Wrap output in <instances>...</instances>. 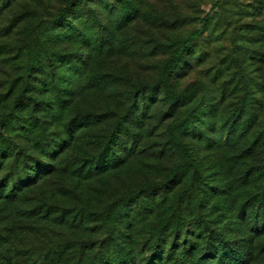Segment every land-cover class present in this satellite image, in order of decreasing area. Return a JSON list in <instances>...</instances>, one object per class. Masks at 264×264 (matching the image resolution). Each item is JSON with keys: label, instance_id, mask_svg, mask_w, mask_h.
<instances>
[{"label": "rangeland", "instance_id": "obj_1", "mask_svg": "<svg viewBox=\"0 0 264 264\" xmlns=\"http://www.w3.org/2000/svg\"><path fill=\"white\" fill-rule=\"evenodd\" d=\"M70 1L14 0L5 7L0 20V113H7L11 106V99L4 97L16 73V56L35 63L30 89L42 101L36 113L32 114L27 107L21 114L23 120L10 137L13 154L24 155L31 167L40 161L49 165L48 169H55L51 174L43 170L31 173L33 186L15 205L0 203L1 214L14 209L30 211L45 197L60 207L71 208L64 217L70 228L53 224L59 232L55 240L60 248L73 244L79 251L80 247L84 257H92L95 264H107L113 251L123 255L126 250L131 262L140 264L143 255L150 253V225L171 214L177 204L186 218L178 245L187 241L199 243L197 235L209 231L204 222L231 235L234 243H242L250 227L243 222L235 225L236 215L238 206L253 188L223 186L220 168L198 144L191 124H206L212 118L209 127L215 124L213 131L217 136L221 134L220 119L224 114L213 113L220 94L209 83L217 86L211 77L218 67V58L225 54L222 49L229 46V36H223L217 26L222 27L234 5L248 0H222L210 12L197 46L178 68L180 89L175 93L180 99L174 96V116L185 117L179 135L192 143L195 155L200 153L195 168L202 173V182L193 191H185L194 172L191 168L186 177L177 176L169 183L164 194L138 196L134 192L141 184L164 180L180 160V154L168 144L165 135L171 102L163 90L152 93V86L159 79L171 42L199 27L216 0H75L65 20L58 23L55 14ZM245 21L257 27L264 22V15ZM21 42H27V47H22ZM213 49L219 53L217 59L204 64L193 61L190 64L194 65V72L181 78L186 73L185 66L196 60L198 53H211ZM46 55L54 65L53 80ZM56 91L62 97L60 102ZM136 108L133 130L144 133L142 142L129 148L130 153L117 146L115 153L122 155L121 163L103 166L89 179L79 177L74 170L87 160H96L111 126ZM160 148L162 152H155ZM9 163L1 170L0 179L8 173ZM225 189L232 197L227 195L229 198L215 210L217 195L222 196ZM187 194L188 199L177 202ZM198 214L203 217L201 221ZM106 219L111 221L110 226H106ZM0 230L4 232L2 226ZM260 242L264 243V237ZM256 264H264V251Z\"/></svg>", "mask_w": 264, "mask_h": 264}, {"label": "trees", "instance_id": "obj_2", "mask_svg": "<svg viewBox=\"0 0 264 264\" xmlns=\"http://www.w3.org/2000/svg\"><path fill=\"white\" fill-rule=\"evenodd\" d=\"M221 1L216 0L211 5L199 27L171 42L170 51L161 64L159 79L151 90L152 93L163 90L171 102L167 111L165 135L168 144L180 154V160L173 164L164 180L145 181L135 190V196L154 192L164 194L169 183L177 176L186 177L191 168L194 172L185 191H193V188L202 182L203 175L195 168V160L200 153L195 155L192 143L186 142L179 135V128L185 117L174 116V107L177 106L174 96L180 99L175 93L180 89L177 80L178 68L183 59L197 46L204 34V27L209 23L210 12L219 7ZM13 2L14 0H0V20L5 7L11 6ZM74 2L75 0H71L64 9L58 10L54 16L55 21L59 23L65 20L70 7L75 5ZM247 2L234 5L225 16L222 27L217 26L223 36H229V46L222 49L225 54L218 58V67L211 77V81L217 83V86L209 83L213 86L212 90H217L220 94L219 102L214 103L213 113L221 111L220 115L224 114L220 119L221 134L217 136L213 131L215 124L209 127L213 122L212 118L207 119L206 124H191V128L192 134L198 136V144L200 143L202 149L213 157L215 167L220 168L222 180L225 181L223 186L234 184L238 189L253 188L246 200L238 206V219L235 221V225L243 222L248 229L250 227L248 237L243 238L242 243H234L231 235L213 229L204 222L208 233L197 235V239L199 237L203 243L187 241L178 245L176 242L182 235L181 228L186 224V218L177 204L171 214L150 225L147 241L150 253L143 255L140 264H256L260 253L264 251V243L260 242L264 237V22L256 27L245 21L246 18L264 15V0ZM21 45L25 48L27 42H21ZM216 55L219 53L215 49L211 53H198L196 60H191L185 66L186 73L181 78L184 79L194 72V65L190 64L193 61L196 64H204L213 58L217 59ZM46 58L53 80L54 65L49 55H46ZM15 59L18 60V65L14 67L16 73L4 97L11 99V106L7 113H0V172L10 162L8 173L0 179V203L8 205H15L20 201L22 194L33 186L31 173L43 170L51 174L55 171L54 167L48 169L50 166L39 163L40 161L31 167L26 163L24 155L18 152L13 154L10 137L15 132V127L23 120L21 114L27 107L32 114L36 113L42 102L30 89L32 76L36 73L35 63L23 61L22 56H16ZM55 97L59 102L62 100L59 91H56ZM133 98L136 102L137 97ZM137 108L134 111L130 109L111 126L96 160H87L74 170L79 177L86 180L93 177L97 169L103 166L105 168L121 163L122 155L115 153L117 146H122L126 153H130L129 148L134 149L142 142L144 133L133 130V118L137 117ZM4 109L3 106L1 111ZM226 114L228 116H225ZM162 150L163 148H160L155 152L160 153ZM222 191L224 194H218L213 205L215 210L221 202L229 198L228 196L232 197L228 190ZM188 196L187 194L186 197L178 198L177 202L188 199ZM70 209L67 206L60 207L54 200L45 197L30 211L14 209L5 214L0 211V226L4 228V232L0 230V264H95L92 257H84L80 247L79 251L73 248V244L60 248L55 240L59 232L54 230L53 224H66L67 229L70 228V224L64 220L66 214L71 212ZM197 216L201 221L203 217L200 214ZM105 224L110 226L112 223L106 219ZM170 239L172 243L168 245ZM199 251L201 253L197 255ZM130 262L127 250L123 255L113 251L107 264H133Z\"/></svg>", "mask_w": 264, "mask_h": 264}]
</instances>
